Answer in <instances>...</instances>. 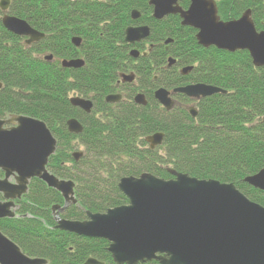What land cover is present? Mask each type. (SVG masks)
Returning <instances> with one entry per match:
<instances>
[{
    "label": "trees",
    "instance_id": "1",
    "mask_svg": "<svg viewBox=\"0 0 264 264\" xmlns=\"http://www.w3.org/2000/svg\"><path fill=\"white\" fill-rule=\"evenodd\" d=\"M148 1L10 0L8 14L45 36L26 45L25 38L4 29L0 10V119L10 115L37 119L56 139L47 168L75 184L77 201L62 219L84 221L86 212L105 213L127 205L118 189L120 179L145 173L169 180L176 172L232 184L264 207V193L244 182L264 169V68L254 67L246 51L198 46L196 32L183 27L178 16L154 19ZM177 1L187 8L190 0ZM214 1L220 20H236L250 10L256 29L264 31V0ZM133 10L140 13L135 21L130 18ZM139 25L149 27V37L131 47L124 42L125 30ZM73 38L81 39L78 48ZM131 48L146 54L132 59ZM78 58L84 60L79 69L60 65L61 60ZM168 58L175 60L171 67ZM185 67L192 70L181 75ZM128 72L135 74L136 82L117 86L119 75ZM198 83L225 93L197 101L194 118L187 110L192 102L183 95L175 97L169 112L153 98L158 86L171 90ZM121 90V102H105V97ZM139 91L147 98L145 107L132 101ZM74 96L92 102L89 114L71 106ZM69 119L81 124L82 133L67 131ZM155 133L164 135L163 143L150 150L145 138ZM74 143L83 148L77 162L72 157ZM55 205H63L61 195L34 179L17 202V216L0 219V232L23 254L46 264H84L88 259L115 264L107 241L54 228Z\"/></svg>",
    "mask_w": 264,
    "mask_h": 264
},
{
    "label": "water",
    "instance_id": "2",
    "mask_svg": "<svg viewBox=\"0 0 264 264\" xmlns=\"http://www.w3.org/2000/svg\"><path fill=\"white\" fill-rule=\"evenodd\" d=\"M10 1L0 0L1 19L5 30L18 37H26L27 45L43 39L44 35L7 13ZM152 16L160 20L178 15L181 25L197 31L196 41L203 48L234 53L246 51L256 68H264V31L258 32L251 19L250 10L238 20L222 22L214 0H190L183 10L177 0H149ZM137 20L140 13L130 15ZM150 30L147 26L128 27L125 42L133 45L145 40ZM169 41H166V44ZM81 40L73 38L79 47ZM132 58L138 52L129 53ZM51 56L47 58L50 60ZM175 63L168 59V66ZM64 69H79L84 61L63 60ZM191 68H184L186 74ZM122 82L131 83L134 75H121ZM173 93L198 100L217 93L219 88L193 84L176 88ZM155 100L166 110L174 105L170 93L159 89ZM120 96H108L107 103H117ZM72 107L89 114L90 100L73 97ZM137 105L145 106L143 95L135 96ZM196 116L194 108L189 109ZM67 131L78 135L82 126L76 119L66 122ZM164 135L155 133L146 137L150 150L163 143ZM57 141L47 126L34 118L10 115L0 119V219L14 218L15 201L26 194L29 181L37 179L48 188L60 193L63 206L52 207L55 228L88 239H102L109 243L108 252L115 264H139L156 261L158 264H264V207L251 202L232 184L216 180H198L188 175L171 172L173 178L159 179L151 174L124 177L118 183L119 191L128 200L127 205L108 209L105 213L86 212L84 221L64 220L60 214L76 204L75 184L62 180L47 169L55 154ZM82 153L72 154L78 161ZM13 180V182H11ZM250 187L264 193V169L244 179ZM0 264H46L45 260L30 258L0 232ZM84 264H101L88 259Z\"/></svg>",
    "mask_w": 264,
    "mask_h": 264
},
{
    "label": "flooded vegetation",
    "instance_id": "3",
    "mask_svg": "<svg viewBox=\"0 0 264 264\" xmlns=\"http://www.w3.org/2000/svg\"><path fill=\"white\" fill-rule=\"evenodd\" d=\"M139 26H145V25H139ZM164 44L166 45V42H164ZM147 50H148V47H147ZM168 67V66H167ZM181 71H182V69H180V71H179V73L181 74V75H183L182 73H181ZM128 73H130V72H128ZM127 74V73H126ZM130 74H134L133 72H131ZM120 76H121V74L119 75V80H118V82H117V86H126V85H131V84H134L135 82H136V76H135V79H134V81L133 82H131V83H128V82H120ZM178 88V87H177ZM159 89H165L166 91H168L169 93H170V99L172 100V101H174L175 102V105H176V100H175V97L177 96V95H180V94H175V93H173V91L176 89V88H174V89H171V90H168V89H166L165 87H161V86H158V87H156L154 90H153V98H154V94H155V92L157 91V90H159ZM136 94H141V95H143V97H144V99H145V101H146V105H147V98H146V96H145V94L143 93V92H141V91H139V92H137ZM135 94V95H136ZM113 95H116V96H120V100H119V102H121L122 100H123V96H124V92H123V90H121V92H119V93H116V94H113ZM135 95L133 96V99H132V101H133V103L135 104V105H137L136 103H135V101H134V97H135ZM154 100H155V98H154ZM156 101V100H155ZM106 102V101H105ZM119 102H117V103H119ZM107 103V102H106ZM158 104V103H157ZM143 107V106H142ZM3 178V172L0 170V179H2ZM11 182H13L12 180H11ZM20 200H16L14 203H15V206H16V208H15V212H16V210H17V202H19ZM0 202H4V199L2 198V195L0 194Z\"/></svg>",
    "mask_w": 264,
    "mask_h": 264
},
{
    "label": "rangeland",
    "instance_id": "4",
    "mask_svg": "<svg viewBox=\"0 0 264 264\" xmlns=\"http://www.w3.org/2000/svg\"><path fill=\"white\" fill-rule=\"evenodd\" d=\"M73 146H74L73 153L74 152H82L83 151V148L81 146H79V145H77L75 143L73 144Z\"/></svg>",
    "mask_w": 264,
    "mask_h": 264
}]
</instances>
